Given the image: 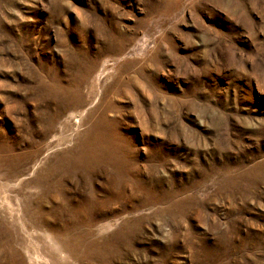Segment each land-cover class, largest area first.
<instances>
[{"label": "rangeland", "instance_id": "rangeland-1", "mask_svg": "<svg viewBox=\"0 0 264 264\" xmlns=\"http://www.w3.org/2000/svg\"><path fill=\"white\" fill-rule=\"evenodd\" d=\"M0 264H264V0H0Z\"/></svg>", "mask_w": 264, "mask_h": 264}]
</instances>
